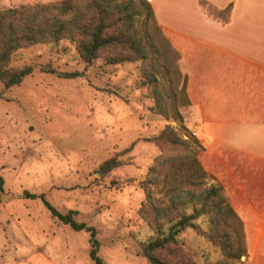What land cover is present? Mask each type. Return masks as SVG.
<instances>
[{"label": "rangeland", "instance_id": "obj_1", "mask_svg": "<svg viewBox=\"0 0 264 264\" xmlns=\"http://www.w3.org/2000/svg\"><path fill=\"white\" fill-rule=\"evenodd\" d=\"M57 1L63 0H0V11ZM146 2L158 23L199 17L197 0ZM137 21L141 31L142 17ZM105 57L85 65L68 40L23 48L13 56L11 67L29 66L32 73L18 86L0 83V264H93L88 234L59 223L41 199L60 214L75 212L77 222L95 229L105 264H149L141 247L156 235L139 210L149 169L165 151L148 140L169 127L189 142V136L196 139L195 129L188 109L179 110L182 124L156 113L150 59L108 65ZM74 73L77 77L65 76ZM158 82L169 103L164 80ZM175 155L169 148V156ZM112 158L121 165L99 173ZM184 181L179 173L169 174L174 188ZM162 187H152L159 198H164ZM25 192L37 198H26ZM194 223L207 231V218ZM176 241L158 253L170 264L182 255L194 264H238L193 229Z\"/></svg>", "mask_w": 264, "mask_h": 264}, {"label": "trees", "instance_id": "obj_2", "mask_svg": "<svg viewBox=\"0 0 264 264\" xmlns=\"http://www.w3.org/2000/svg\"><path fill=\"white\" fill-rule=\"evenodd\" d=\"M201 1L199 6L208 17L222 22L228 20L230 6L218 10L205 0ZM141 17L140 31L136 24ZM62 40L75 45L85 65L93 64L102 54H106L104 60L108 65L146 62L150 59L152 68L154 66L152 72L155 73L150 83L155 85L153 97L156 113L165 120L173 119L182 124L179 110L190 106L186 95V78L178 69V54L156 24L153 9L146 0H63L1 10L0 83L5 88L18 86L32 73L29 66H10L16 52L30 46L54 44ZM65 76L74 78L77 74ZM159 78L164 80L170 95L169 103L165 102L157 89V86H162L158 82ZM148 141L165 152L154 161L143 183L145 200L139 213L156 235L155 239L141 247L143 257L149 264H170L160 258L158 253L176 245L177 236L185 229H193L219 247L225 258L240 264L241 258L246 255L243 224L231 208L223 187L218 183L207 186L203 184L215 179L199 164L197 156L201 146L197 140L189 136V142L181 141L166 127L157 137ZM169 148L176 153L175 156H169ZM120 165V161L112 158L101 164L98 172L107 174ZM170 173H179L184 183L174 188L169 182ZM159 183L163 186L164 198H159L158 192L152 188H156ZM2 186L3 180L0 177V191ZM24 197L37 198L26 192ZM41 200L59 223L74 232L87 233L91 262L105 264L98 254L95 229L77 222L75 212L60 214ZM201 217L208 220L207 231L199 230L194 223ZM174 264L194 263L182 255Z\"/></svg>", "mask_w": 264, "mask_h": 264}, {"label": "crops", "instance_id": "obj_3", "mask_svg": "<svg viewBox=\"0 0 264 264\" xmlns=\"http://www.w3.org/2000/svg\"><path fill=\"white\" fill-rule=\"evenodd\" d=\"M198 1L199 17L156 21L186 78L199 164L229 191L243 224L240 264H264V0L211 4L230 6L226 22L208 17Z\"/></svg>", "mask_w": 264, "mask_h": 264}, {"label": "water", "instance_id": "obj_4", "mask_svg": "<svg viewBox=\"0 0 264 264\" xmlns=\"http://www.w3.org/2000/svg\"><path fill=\"white\" fill-rule=\"evenodd\" d=\"M0 202H3V199L2 198H0Z\"/></svg>", "mask_w": 264, "mask_h": 264}]
</instances>
